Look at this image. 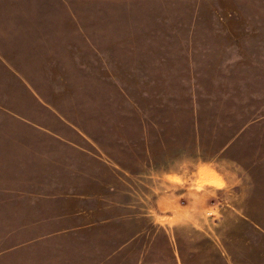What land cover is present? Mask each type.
Segmentation results:
<instances>
[{
	"label": "rangeland",
	"instance_id": "374dc122",
	"mask_svg": "<svg viewBox=\"0 0 264 264\" xmlns=\"http://www.w3.org/2000/svg\"><path fill=\"white\" fill-rule=\"evenodd\" d=\"M0 264H264V0H0Z\"/></svg>",
	"mask_w": 264,
	"mask_h": 264
}]
</instances>
